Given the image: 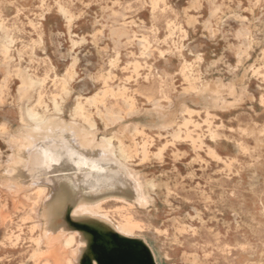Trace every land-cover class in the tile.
I'll return each mask as SVG.
<instances>
[{"label":"rangeland","instance_id":"374dc122","mask_svg":"<svg viewBox=\"0 0 264 264\" xmlns=\"http://www.w3.org/2000/svg\"><path fill=\"white\" fill-rule=\"evenodd\" d=\"M114 25H126L130 35L113 39L109 28ZM5 34L13 40L11 61L2 52ZM142 38L150 42L146 63ZM117 45L119 61L111 66ZM243 48L248 51L241 61L238 50ZM130 61L139 62V68ZM185 61L188 67L182 72ZM255 67L262 74L254 75ZM19 70L46 78L50 109L52 94L62 95L55 77L72 73L69 95H62L65 120H70L77 97L102 89L109 72L112 87H126L135 96L136 113L125 123L129 130L138 121L151 127L146 137L150 154L144 158L135 153L131 161L150 199L141 205L113 195L133 206L110 199L104 208L114 222L121 211L139 224L132 238L147 244L156 264H264V0H0V173L12 155L2 125L20 132L22 109L37 98L33 89L20 98ZM157 75L165 76L172 106L162 98ZM199 79L226 84L223 102L232 105L214 107L212 89L189 94L191 83ZM184 102L200 113L182 117ZM156 104L167 113L159 120L153 112ZM207 109L212 117L206 121ZM90 110L101 137L104 123L96 108ZM184 118L192 121L191 134L203 144L194 145L185 127L179 140L160 129ZM210 130L217 132L216 140ZM142 139L127 136L125 142L133 146ZM160 148L164 151L158 157ZM74 157L77 169L85 170L83 158ZM111 169L125 175L122 168ZM63 186L71 192L77 188L72 179ZM29 207L22 196L1 192L0 264H33L31 238L37 231L28 218ZM58 255L57 264H66L64 255Z\"/></svg>","mask_w":264,"mask_h":264},{"label":"bare ground","instance_id":"6f19581e","mask_svg":"<svg viewBox=\"0 0 264 264\" xmlns=\"http://www.w3.org/2000/svg\"><path fill=\"white\" fill-rule=\"evenodd\" d=\"M61 10L65 17L70 20L69 13L64 8ZM109 29L111 37L117 38L118 42L122 37L130 35L126 25L118 28L114 25ZM1 30L5 32L3 27ZM241 36H243V32H239L238 37ZM12 43L13 40L5 34L1 45L2 52L10 61L9 45ZM139 46L142 60L146 63V59L151 55L150 42L146 38H142L139 40ZM238 51H240L239 58L242 61L248 50L243 48ZM119 52L117 45L115 57L110 63L111 66L119 61ZM129 64L135 69L139 68L137 61H130ZM187 67L188 63L185 61L181 71L185 72ZM252 71L254 75L262 74L257 67L253 68ZM111 74L109 72L108 75L103 76V88L92 96L83 97L79 95L71 112L70 120H65L62 117L65 100L62 95H69L67 85L73 80L72 73H68L62 78L55 77V85H61L62 95L52 94L53 109H50V106L45 102L46 78H41L24 70L18 71V76L22 80V85L19 88L20 98L27 97L31 89L37 90V98L34 103L26 105L22 109L20 132L10 131L6 124L2 125L1 135L7 139L12 155L4 166L3 173H0V194L5 192L13 198L22 196L30 202L27 215L29 219L35 221L33 229L37 231V236L31 238L33 249L29 259L33 264H57L59 261L58 252L64 255L66 264H80V257L86 243L81 239L78 232L65 229L64 215L70 205H73V217L99 220L113 227L121 235L135 237L136 231L140 229L138 223L131 217L123 215L121 211H119L120 220L114 222L111 219L112 213L104 208V204L110 199L127 206H133L132 204L127 203L125 199L114 196L108 199L99 198L104 191L111 193L120 191L122 196L134 198L141 205H146L150 199L149 194L144 190L139 174L132 168L131 161L135 153H140L144 158L150 154L146 137L150 136L147 132L151 127L146 122L138 121L133 124L132 130H129V125H126L125 120L126 117L136 113L135 96L129 95L126 87H112L109 84ZM157 78L160 91L163 94L162 98L172 106L173 101L164 89L165 76L157 75ZM220 82L218 84V82L211 83L199 79L198 84L196 82L191 83L188 93L200 94L203 90L212 89L215 94L213 106L229 107L232 104L223 102L224 98L222 97V91L226 84ZM228 86L232 88L233 84L228 83ZM235 92L233 88L232 93L234 95ZM2 94L3 92L0 90V100ZM262 100L264 102V97ZM91 108H96L97 116L104 123L105 131L101 137H99V129ZM181 108L182 117L185 115L191 117L194 113H200L187 102H184ZM163 110L161 104L155 105L153 112L158 117L157 120L167 114ZM145 113L150 112L146 111ZM206 113L207 121L212 115L208 109ZM191 123V120L185 118L182 123L173 120L170 125L162 126L160 129L165 130L173 140H179L183 127H185L186 134L194 145L199 142L203 144L201 137L192 136L189 129ZM158 134L160 137L163 136L161 131ZM138 135L143 136L142 142H135L133 146H129L125 142L127 136L133 138ZM210 137L212 140H216L217 132L214 133L213 130H210ZM163 151L164 148H160L156 156L161 157ZM74 154L83 158L85 170L77 169L79 162ZM56 166L73 168L76 171V174L70 177L76 184V191H68L61 184L60 179H51L48 176L52 170L57 168ZM113 166L124 169L125 175L117 169H111ZM98 171L101 172L100 175ZM51 183L54 184L52 194H48L47 187ZM83 187L88 191L83 193ZM130 187L132 190L128 189ZM1 221L0 215V223ZM8 238L12 241L11 236Z\"/></svg>","mask_w":264,"mask_h":264},{"label":"water","instance_id":"95a60500","mask_svg":"<svg viewBox=\"0 0 264 264\" xmlns=\"http://www.w3.org/2000/svg\"><path fill=\"white\" fill-rule=\"evenodd\" d=\"M74 174L76 171L73 168L59 166L48 176L51 179H60L66 185L69 177ZM66 177L68 178L65 179ZM49 186L52 189L54 184ZM82 190L83 193L88 191L85 187ZM113 195H121V192L104 191L99 198ZM72 208L73 205H70L65 212L64 226L68 231L79 232L86 243L80 264H156L151 249L143 240L121 235L110 225L93 218H75L72 216Z\"/></svg>","mask_w":264,"mask_h":264}]
</instances>
